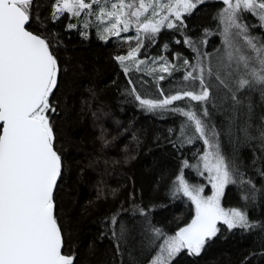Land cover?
Listing matches in <instances>:
<instances>
[{
  "label": "trees",
  "instance_id": "1",
  "mask_svg": "<svg viewBox=\"0 0 264 264\" xmlns=\"http://www.w3.org/2000/svg\"><path fill=\"white\" fill-rule=\"evenodd\" d=\"M35 5L30 30L49 42L61 68L52 98L57 112L51 120L55 147L63 160L55 192L63 252L75 256L74 264H149L156 245L175 235L194 215L191 201L174 193V181L181 170L191 184L206 181L205 172L183 167L184 161L199 163L204 145L199 140L184 142L179 131L184 117L165 109L148 111L135 96L159 100L191 90L189 85L199 90L198 81L184 80L191 70L184 61L195 65L197 54L183 41L192 39L202 53L209 54L202 57L204 64H211L224 47L223 25L217 17L224 5L221 0H205L184 15L186 27L177 22L178 28L163 27L154 37H142L138 57L166 59L170 74L136 69L125 74L115 59L128 51L122 39H100L89 17L65 13L53 20L55 0H35ZM241 22L249 25L251 35L264 40V28L256 17L243 12ZM208 80L219 88L210 89L204 105L209 116L204 119L221 133L220 151L234 164L237 181L225 187L221 204L244 211L253 226L229 229L220 223L199 255L184 249L169 264H264V140L260 137L264 97L258 86L244 89L236 93L242 100L237 105L228 88L214 77ZM169 107L202 106L185 98ZM245 124L247 134L241 131ZM199 168L203 170L202 163Z\"/></svg>",
  "mask_w": 264,
  "mask_h": 264
},
{
  "label": "snow or ice",
  "instance_id": "2",
  "mask_svg": "<svg viewBox=\"0 0 264 264\" xmlns=\"http://www.w3.org/2000/svg\"><path fill=\"white\" fill-rule=\"evenodd\" d=\"M205 0H55L53 20L68 13L72 17L95 15L104 27L100 39L119 36L134 24L137 39L141 33L154 37L163 27L184 26V15L191 14ZM224 7L217 14L223 30V50L205 65L202 53L192 39L183 43L197 54L184 80L197 82L199 90H182L164 99H135L148 111L165 109L184 117L180 134L184 142L202 141L203 154L197 165L184 161L183 167H195L208 174L212 194L204 195V187L191 184L181 170L175 177L174 193H182L195 206V216L186 227L168 236L159 246L152 264H169L181 250L199 255L206 240L220 230L218 222L229 229L251 228L247 214L239 208L225 210L221 197L229 184H235V167L220 151V132L205 121L214 77L231 92V100L241 104L237 92L258 90L264 97V40L249 33V25L241 22V13L256 17L264 28V0H221ZM97 5L98 10L93 6ZM35 0H0V264H74L75 256L64 254V239L56 215L55 192L62 177L63 160L55 147L56 135L51 114L57 112L53 102L58 87L60 65L49 42L30 30ZM38 19V17H36ZM69 28L76 27L69 24ZM84 27L89 22L84 21ZM207 35V30H205ZM87 36V34H84ZM177 43L181 41L177 40ZM206 44V40L200 41ZM142 41L127 56H117L125 74L127 60H134ZM167 47V46H165ZM142 63V62H141ZM165 59L159 71L169 72ZM151 69L150 71H156ZM163 79V76L160 77ZM206 80L208 82L206 83ZM131 83V81H129ZM135 92V89L132 90ZM187 98L201 105L199 109L172 107ZM231 128H229V131ZM241 131L247 134L245 124ZM264 140V128L260 131ZM202 163L203 170L199 168ZM247 199V197H245ZM113 224L116 223L113 219ZM157 235L160 230L156 229Z\"/></svg>",
  "mask_w": 264,
  "mask_h": 264
},
{
  "label": "rangeland",
  "instance_id": "3",
  "mask_svg": "<svg viewBox=\"0 0 264 264\" xmlns=\"http://www.w3.org/2000/svg\"><path fill=\"white\" fill-rule=\"evenodd\" d=\"M112 2H115V0H112ZM100 6H103V0H102V3ZM93 9L94 10H98V6L97 5H94L93 6ZM68 14V13H67ZM69 16H71L70 14H68ZM85 17L86 19H88L89 17V20H93L94 23H95V26L98 28L97 31H100V33L102 32V29L104 27L103 24H100L97 19H96V16L95 15H91V16H84L83 14L81 15V17ZM82 17V18H83ZM78 18V17H76ZM167 28V27H166ZM143 36H146L145 34L141 33L140 37H139V40L137 39V31H136V27L135 25L133 24L131 27H130V30L128 32H121L119 36H114V37H119L120 39H122L124 42V45L126 46L127 48V53L125 55H122V56H127L128 55V52L131 50V49H134L138 46V44L142 41V37ZM145 39V37H144ZM146 41H149L146 40ZM129 48V49H128ZM139 53V52H138ZM138 53L136 54L135 56V59L134 60H127L125 61V64L127 66H129V70H132V69H136V70H143L145 72H152L150 71L151 69H157L156 71H153V72H157L158 74L161 72L159 71V68L161 66V64L164 62V58L162 57H159V58H155V59H151L149 61L147 60H143V59H140L138 57ZM142 62V63H141ZM162 73V72H161ZM206 173V172H205ZM205 179L206 181L203 182L202 184H196V186H202L204 187V195H211L212 194V188H211V184L209 183L208 181V174L206 173L205 174ZM194 185V184H193ZM192 203V202H191ZM222 206V204H221ZM192 207L194 208V215L192 217V219L194 218L195 216V206L192 204ZM223 207V206H222ZM224 208V207H223ZM229 208H225V210H227ZM191 219V220H192ZM191 223V221L189 222ZM188 223V224H189ZM220 223H223L222 221L221 222H218L217 224V227ZM187 226V225H186ZM185 226V227H186ZM212 238V237H211ZM209 238V239H211ZM207 239L206 242L209 240ZM164 240H162L158 245H156V248L153 250V257L151 259V261L149 262V264H152V260L155 259L156 255L159 253V246L163 243ZM205 242V243H206Z\"/></svg>",
  "mask_w": 264,
  "mask_h": 264
}]
</instances>
